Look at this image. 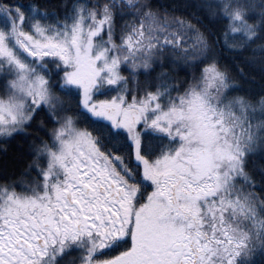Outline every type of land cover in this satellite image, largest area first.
Segmentation results:
<instances>
[{
    "label": "snow or ice",
    "instance_id": "1",
    "mask_svg": "<svg viewBox=\"0 0 264 264\" xmlns=\"http://www.w3.org/2000/svg\"><path fill=\"white\" fill-rule=\"evenodd\" d=\"M12 141L0 264H264V0H0Z\"/></svg>",
    "mask_w": 264,
    "mask_h": 264
},
{
    "label": "trees",
    "instance_id": "2",
    "mask_svg": "<svg viewBox=\"0 0 264 264\" xmlns=\"http://www.w3.org/2000/svg\"><path fill=\"white\" fill-rule=\"evenodd\" d=\"M25 3L31 2V0H24ZM51 2H56V0H51ZM163 4L171 3H183L184 0H159ZM258 79V77H257ZM256 90H259V85L256 86ZM6 148V151L4 150ZM26 151V146L22 147L21 141H12L10 144L0 147V167L8 165L13 166L18 160L21 154Z\"/></svg>",
    "mask_w": 264,
    "mask_h": 264
}]
</instances>
